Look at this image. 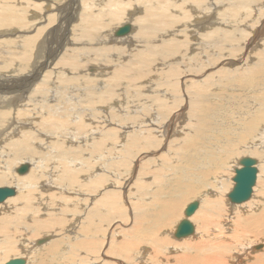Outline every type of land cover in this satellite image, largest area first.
Segmentation results:
<instances>
[{
	"label": "bare ground",
	"instance_id": "1",
	"mask_svg": "<svg viewBox=\"0 0 264 264\" xmlns=\"http://www.w3.org/2000/svg\"><path fill=\"white\" fill-rule=\"evenodd\" d=\"M259 14L264 17V0H0V181L7 171H13L16 161L15 167L25 162L30 165L26 174L13 177L17 195L0 205V264L27 248L29 259H11L20 258L23 264H54L55 260L77 264L76 256L85 250L102 253L103 259L106 253L126 259H116V264H239L242 259L244 264H264V174L259 170L264 171V165L258 169L254 158L255 183L245 201L235 204L226 199L229 208L221 207L222 198L225 194L228 198L233 188L228 191L230 185L223 178L225 168L234 162L233 151L247 140L259 143L258 151L264 148V61L257 65L250 56L256 47L264 55V19ZM123 25L129 27L128 32L115 35ZM165 67L170 70L165 71ZM156 70L160 75H153ZM161 78L169 83H160L165 86L161 94L147 101L146 92L154 90L152 85ZM133 84L141 91L128 92ZM126 93L129 97L122 96ZM130 102L133 121L132 115L124 117L125 104ZM221 110L236 124L228 130L233 133L230 139L217 133L228 135L216 126ZM174 125L184 143L180 142L171 165L157 155L165 150ZM151 131L167 137L162 142L154 136L153 141L148 135ZM142 133L146 137L140 136ZM116 138L117 143L131 146L128 150L133 154L125 157L138 163L157 150L147 162L156 160V170L165 172L163 177L155 174L159 178L154 183L155 192L148 193L138 208L127 200L134 172L128 173L129 167L128 174L121 172L118 183H106L104 175L94 181L92 175L82 174L83 169H90L91 161L109 156L107 150L114 151L108 146ZM141 138L150 142L141 144ZM212 139L215 143L207 150L204 145ZM52 141L58 144L57 149L47 151H56L53 159L44 151ZM65 144L77 153L83 145L96 146L100 152L90 151L89 158L85 155L83 159H54L64 155ZM147 144L153 149L146 148ZM222 144L228 145L227 151L215 150ZM122 152L113 157L124 156ZM191 159H207L205 169L198 172L201 168ZM33 162L36 167H31ZM210 179L222 195L215 196L216 191L205 194ZM88 185L91 191L86 193ZM49 190L53 196L67 192L88 201L97 194L100 204L90 209L84 206L81 218L74 213L77 208H59L64 204L61 201L59 212L71 210V221L75 215L73 223L64 226V215L49 211L52 196L45 195ZM193 198L201 203L194 214L183 219L197 222L196 234L193 231L175 242L169 236L172 222L179 218L178 213L174 219V213ZM127 204L133 206L130 217ZM242 204L247 208L239 210L243 212L237 221H223L228 228L222 241L221 221L210 224L213 213L216 211L219 219L221 212ZM201 210L203 216L197 219ZM208 228L218 230L215 237L207 236ZM102 231L104 238L110 239L105 243L103 237L94 238V233ZM65 232L74 233L75 239L83 238L71 243L73 256L62 252L64 259L60 260L61 240L69 235Z\"/></svg>",
	"mask_w": 264,
	"mask_h": 264
},
{
	"label": "rangeland",
	"instance_id": "2",
	"mask_svg": "<svg viewBox=\"0 0 264 264\" xmlns=\"http://www.w3.org/2000/svg\"><path fill=\"white\" fill-rule=\"evenodd\" d=\"M259 16H261V18L263 17V15L262 14H259ZM263 19H264V17H263ZM115 32V31H114ZM253 46H255V45H253ZM258 48L259 47H256V48H254L253 50H255V51H250V56H252L253 58H252V60H253V62L255 63V64H257V65H259V63L260 62H262V61H264V55H261V52L260 51H257L258 50ZM92 49H94V48H92ZM263 49H264V47H263ZM252 52H255V54H257V56H259L261 59H258V58H255V55L252 53ZM93 56H97V55H93ZM168 70H170L169 69V67H165V71H168ZM212 70V69H211ZM154 72V73H153ZM152 73H153V75H160V73L159 72H161L160 70H156V71H153ZM262 72H263V74H264V68L262 69ZM163 74H165L166 76L168 75V77H169V73H163ZM159 81V82H158ZM165 84V83H169V81L168 82H166V79H156V81L154 82V84L152 85V89H154V90H150V92H146L147 93V95H148V98H147V101L149 100H152L155 96H158V95H160L161 94V90H162V88H164L165 86H163V85H161V84ZM151 85V84H150ZM136 85L135 84H133V85H130V86H128V88L126 89L128 92H136V91H141L140 89H138V87H135ZM155 86V87H154ZM150 87V86H149ZM160 87V88H159ZM162 87V88H161ZM120 92V91H119ZM156 92V93H155ZM155 93V94H154ZM145 94V93H144ZM155 95V96H154ZM114 96V98H116L117 99V96H115V95H113ZM112 96V97H113ZM122 96H124V97H129V93H126L125 95H122ZM131 100V99H130ZM233 102V100L232 99H230L229 100V103H232ZM125 103V102H124ZM131 102L130 103H128V104H125L126 106V114H124V117H125V119H126V116L127 115H132V117L133 118H131L130 120H134L135 119V117H134V112L132 113V107H131ZM133 104H134V102H133ZM147 109H149L150 110V107H147ZM172 109V108H171ZM152 110H154V108L152 107ZM174 112L177 110V108H175V109H172ZM172 110H170V112L171 113H173V111ZM185 110H187V109H185ZM184 110V111H185ZM231 111H236V109L235 108H232V109H230ZM177 112V111H176ZM221 114V115H220ZM220 116H219V119L217 120V122H218V124L219 125H216L217 126V129H219V127H221L222 128V130H229V128H230V125H236L235 124V122L225 113V112H223L222 110L220 111ZM226 115V116H225ZM114 118H116V117H114ZM158 118V117H157ZM65 119V118H64ZM77 120V119H76ZM76 120H74V121H76ZM132 120V121H133ZM161 120V119H160ZM220 120H222V121H220ZM213 126V125H212ZM214 127V126H213ZM173 128H174V131H172V132H170L171 133V135L170 136H165V135H167L166 133L164 134V135H162L163 133H158V134H156L157 132H155V131H151L148 135H150L149 137L151 138V135L154 137H156V138H159L160 139V141H162V142H164V140L166 139V137H167V139H166V144H164V146H165V150H163V152L162 151H160L159 153H158V155H157V157L160 155V160L161 159H163L164 157L166 158V159H163L164 161H166V163H169L170 162V164L171 165H173L172 164V160L174 159V157H173V155H174V153H175V157H176V155L178 154V152L180 151V142H182V143H184V141L181 139V138H178V136H179V134H177L178 133V130L177 129H175V125L173 126ZM257 130H260L261 131V128H258ZM217 133L219 134V136L222 138V136H224L225 138H232V135H233V133L232 132H230V131H228V135H223V133L221 132V131H219V130H217ZM217 133H214L213 134V137H215L216 136V134ZM144 135V136H143ZM17 136H19V138H21V136L18 134ZM140 136H142V137H146V134L145 133H142V134H140ZM160 136V137H159ZM152 137V140L153 141H156V138L154 137L153 138ZM164 138V139H163ZM76 139V138H75ZM123 139V138H122ZM122 139H121V141H122ZM52 140H54V139H52ZM116 140H118V138H116L115 139V141L113 142V144L111 145V146H108V147H112L113 146V148H114V151L113 152H111L112 151V149L111 150H107V153H108V155L109 156H107V157H105V155L103 156V155H101V157H104L103 159H101V160H99V158H97V159H95L94 160V158H96V155L94 154V156H93V158H91V159H93L94 161H91V163H90V169L89 170H87V168H85V169H83L84 171L82 172V174H84V175H92V177H93V179H94V181L95 180H97V178H101L102 179V177L101 176H105L104 177V180H105V182L106 183H118V178L120 177V176H122V174H123V176H124V174L126 175V174H128V173H130V172H133L132 173V175H133V179H132V183H133V185H132V190L130 191L129 190V193H131L130 195H129V197H131V198H129V197H127V200H129V199H131V201H132V203H133V205H135L136 207L137 206H141L146 200H147V198L151 195V194H153L155 191L153 190V189H155V187H154V185L157 183V181L159 180V178H158V175H156L155 176V174H161V176L160 177H163V175L165 174V172L164 171H161V170H156V169H158L159 168V166L157 165V164H154L155 162L154 161H156V160H153V161H148L147 162V160H149V158L151 157V155L152 154H154L157 150H155L154 151V149L152 148V146H151V144L149 145V144H147V147L146 148H150V146H151V148L153 149H151L152 151L147 155V159H144V160H142V162L143 163H141V161H140V163H141V166H139V164L140 163H138V162H136V160H131L130 158H132V157H130V158H128V157H125V155L127 156V155H129L130 154V156H131V154H133V153H130L129 152V150H128V148H130L131 146H127V145H125V144H121V143H117V141ZM150 142V140L149 139H147V140H143L142 138H141V144H143V143H146V142ZM215 143V141H214V139H212V141L210 142V143H208V144H205L204 145V147L207 149V150H211L212 149V146H213V144ZM46 145V144H45ZM66 145V144H65ZM260 144L259 143H256L255 141H249V140H247V141H245V143L243 144V145H239L238 146V148H236L234 151H233V159H234V162L232 163V164H228V166H230L229 168H225L227 171L225 172V173H227V174H224L223 175V178H226V185H228V187H229V185H230V187L227 189L228 191H230L231 190V187L233 186L232 184H233V181H232V178H233V176H234V169L236 168V167H239V164H238V161H239V159L240 158H242V157H244V156H249L250 155V151H251V153H252V155L254 156H252V155H250V157H253V158H255V160L257 161V164H258V169H259V167H263V159L264 158H262V157H264V148H262V150H260V151H258L259 150V148H258V146H259ZM55 146V147H54ZM245 146H247V147H245ZM88 149H87V148ZM179 147V148H178ZM58 148V144H53V141H52V144L50 145V146H48V148L47 149H45L44 151L45 152H47L48 151V149L49 150H55V149H57ZM64 148H67V149H64ZM68 146L66 145V146H62V151L64 152V155L62 156V154H59L57 157H54V159H83V158H81V156H85L86 155V157H88L89 158V156H88V153L91 151V152H93V153H99L100 152V150L98 149V147H97V149H95L96 148V146L93 148V146H87V145H83V146H81V148L83 149L80 153H79V155L78 156H76L78 153L76 152V150H75V152H73L72 151V149H70V150H68ZM91 148V149H90ZM178 148V149H177ZM251 148V149H250ZM256 148V149H255ZM31 149L33 150V148L31 147ZM173 149V150H172ZM177 151H176V150ZM219 149H221V150H225V151H227L228 150V145L227 144H222L221 145V147L220 148H217L216 147V149L215 150H219ZM41 150V149H40ZM66 150H68V151H66ZM102 150H104V151H106V149H103L102 148ZM146 150V149H145ZM247 150H249V151H247ZM35 151L37 152V148L35 149ZM123 151V152H122ZM174 151V152H173ZM118 152H122V154L124 155V156H114L113 157V155L115 154V153H118ZM161 152H162V154H161ZM48 153V152H47ZM56 153V151H54L53 153H48V157H50L51 158V156H52V154H55ZM59 153V152H58ZM70 153V154H69ZM82 153H83V155H82ZM112 153V154H111ZM238 153H239V155H238ZM247 153V154H246ZM254 153V154H253ZM165 154V155H164ZM22 155V154H21ZM75 155V156H74ZM162 155V156H161ZM236 155V156H235ZM74 156V157H73ZM238 156V157H237ZM256 156H257V158H256ZM259 156V157H258ZM109 157V158H108ZM120 157V158H119ZM163 157V158H162ZM218 157H220V155L219 156H217V157H215L214 159H216V158H218ZM4 158H7V159H10V157H4ZM112 160H111V159ZM168 158H169V160H168ZM262 158V159H261ZM51 159H53V158H51ZM116 160V161H114V160ZM122 159L124 160V161H122ZM125 159H128L127 161L125 160ZM134 159V158H133ZM143 159V158H142ZM261 159V160H260ZM18 160V159H17ZM26 159H20V161H25ZM171 160V161H170ZM179 160H181V162L183 163V161H182V159H179ZM186 160V159H185ZM191 160H193L194 162H195V165L196 166H198V167H200L201 169H198V172L199 171H201V170H204L205 168V165H206V161H207V159H191ZM206 160V161H205ZM104 161V162H103ZM112 161V162H111ZM129 161V162H128ZM211 162H213L214 160H210ZM263 163H262V162ZM87 163H89L88 161H86ZM126 162V163H125ZM130 162H132V163H135V165H133L132 163H130ZM145 162V163H144ZM202 162V163H201ZM221 162H222V160H221ZM16 163H17V161H16ZM15 163V164H16ZM118 163L120 164V165H118ZM123 163V164H122ZM261 163V164H260ZM15 164H13V166L12 165H9V164H5V167H8V165H9V168L12 166V168L11 169H13V171L11 170V171H7L6 172V174H4L3 175V178H4V182L3 181H0V186H12L14 189L16 188V185H15V181H14V178L13 177H17V173H16V170L18 169V167L21 165H19V166H17V167H15ZM23 164V163H22ZM24 164H29V163H27V162H25ZM31 164V167L32 166H34V167H36L37 165H36V163L35 162H33V163H30ZM122 164V165H121ZM132 164V166H129V165H131ZM145 164V165H144ZM124 165V166H123ZM137 165V167H136V169H135V166ZM147 166V167H149V168H146V167H144V166ZM153 165V166H152ZM261 165V166H260ZM94 166V167H93ZM15 167V168H14ZM28 167H29V169H30V165H28ZM126 167V168H125ZM128 167H129V169H131V170H129L128 169ZM139 167V168H138ZM151 167V168H150ZM158 167V168H157ZM97 168H98V170H97ZM103 168H106V170L107 171H110V172H113V173H107ZM120 168V169H119ZM144 168V169H143ZM146 168V169H145ZM153 168V169H152ZM28 169V170H29ZM99 169H102V170H99ZM125 169V170H124ZM262 169L263 168H260L259 170H260V173L262 172L263 174H264V171H262ZM112 170V171H111ZM128 170H129V172H128ZM151 171V172H149V171ZM153 170V171H152ZM154 170H156V171H154ZM56 171L58 172V170L56 169ZM124 172V173H122L121 174V172ZM159 171V172H158ZM28 172V171H27ZM27 172H25L24 174H26ZM48 172H50V173H54V171L53 170H48ZM119 172V173H118ZM128 172V173H127ZM142 172V173H141ZM148 172V173H147ZM141 173V174H140ZM9 174V175H8ZM107 174V175H106ZM113 174H114V176H113ZM118 174V175H117ZM146 174V175H145ZM151 174H154V175H152L151 176ZM230 174V175H229ZM13 175V176H12ZM19 175H21V174H19ZM23 175V174H22ZM83 175V176H84ZM144 175V176H143ZM148 175V176H147ZM118 176V177H117ZM229 176V177H228ZM264 176V175H263ZM7 179H6V178ZM143 177V178H142ZM261 177H262V175H261ZM83 178V177H82ZM147 179V180H146ZM12 182H10V181ZM82 180V179H81ZM145 180V181H144ZM154 180V181H153ZM213 181V179H210V183L208 182V188H209V190L208 189H204L205 190V194L207 193V192H209L210 191V193H213V192H215L214 194H215V196H217V195H222L223 193H219L220 192V190H218V187L219 186H216L215 185V183L216 182H214V183H212V181ZM5 181H6V183H5ZM217 181V180H216ZM230 181V182H229ZM84 182V181H83ZM149 183V184H146V183ZM150 183H151V185H150ZM155 183V184H154ZM80 184V183H79ZM137 185H139V188L140 189H138V186ZM150 185V186H149ZM15 186V187H14ZM74 186H76V183H74ZM86 186V185H85ZM89 187H88V189H87V192L86 193H89L90 191H91V186L90 185H88ZM142 186L144 187V188H142ZM149 186V187H148ZM153 186V187H152ZM211 187V188H210ZM110 188V187H109ZM136 190H134V189ZM142 188V189H141ZM212 189V190H211ZM140 190V191H139ZM150 192H149V191ZM204 190H202V194H203V192H204ZM15 191H17V192H15V195L14 196H16L17 195V193H18V191L19 190H17V188L15 189ZM132 191L134 192L133 194H132ZM145 191H146V196H143V194L145 193ZM52 191L51 190H49L48 192H45V195H51L52 197H51V199H49L48 200V205H50V207H49V211H54V212H58L59 214H63L64 215V217L66 218V222H63V225L64 226H67L68 224H71V223H73L72 221H73V219L75 218V215H78V216H80L81 218H83L84 217V210L85 209H83V207L84 206H86L87 205V208L88 209H90V208H92L94 205H97L98 203H97V198L98 197H95V196H97V194H94V193H97V192H94V193H92V194H94V195H91V197L93 198V199H91L90 201H88V199H85L84 197L82 198V196L81 195H76V198H75V196H72L73 194H69V193H67V192H65V193H62V194H60L59 195V197H57V196H53L52 195V193H51ZM148 193H150V195H148ZM219 193V194H218ZM38 193H35L34 194V196H36ZM141 194H142V196L145 198H143V197H140L141 196ZM14 196H12V197H14ZM64 197H67V198H69V199H64ZM74 197V198H73ZM100 197V196H99ZM139 197V198H138ZM225 197V198H224ZM223 198H222V203H221V207H223V208H226V207H228L229 208V206H228V204H227V200H228V198L226 197V194H225V196H224ZM53 198V199H52ZM82 198V199H81ZM84 199V200H83ZM227 199V200H226ZM53 200V201H52ZM140 200H143V201H140ZM6 201V200H5ZM4 201V202H5ZM55 201V202H54ZM61 201H63L64 202V204L63 205H60L59 206V208H77L78 210L76 211V212H74L75 213V215L72 217V221L70 220V218H71V210H70V212L69 211H67L66 210V212L64 211L63 213L62 212H59V209H58V205H59V203L61 202ZM118 201H122V198H118ZM123 201H126V200H124L123 199ZM130 201V200H129ZM193 201H196L197 202V204L199 203V205H200V203H201V201H200V199L199 198H193V199H191V200H188L187 201V203L185 202L184 204H183V206H182V208H181V210H180V212L177 210L174 214H175V217H173L174 219L176 218V215H178V213H179V218H177V219H175L173 222H172V226L170 227L171 228V231L172 230H174L172 227H174V224H176V222H177V224L179 223V221H181L183 218H184V209H185V207L187 206V204L188 203H191V202H193ZM77 202V203H76ZM124 203V202H123ZM130 203V202H129ZM3 203H1L0 205H2ZM5 204V203H4ZM68 204V205H67ZM78 206H77V205ZM100 204V203H99ZM141 204V205H140ZM57 205V206H56ZM71 205H73V206H71ZM66 206V207H65ZM76 206V207H75ZM123 206H125L126 207V205H124L123 204ZM122 206V207H123ZM234 206H231V209H228L227 210V212L225 211V212H221V215H219V219L217 218V215L215 214L216 213V209L214 210L215 211V213H213V218H212V222L210 223V224H213V223H218V221H221L220 222V225H219V230H220V237L222 238V241L224 240V238H225V235L227 234V225H226V223H224L223 224V221H226V220H228V218H231V220L234 222V221H237L238 219H239V217H240V213L241 212H243V211H239V210H243V209H246L247 208V205H245V204H242L241 206H239V207H237V208H233ZM80 208H82V209H80ZM127 208H129L128 209V217H130V214H132V210H130V209H133V206H131V208H130V206H129V204H127ZM138 208V207H137ZM137 208H135V210L134 211H136V209ZM232 208H233V210H232ZM230 210V211H229ZM235 211H239V212H235ZM68 212V213H67ZM131 212V213H130ZM230 212H232L231 213V215H233V216H231V215H229L230 214ZM77 213V214H76ZM136 213V212H135ZM225 214V215H224ZM136 215V214H135ZM216 215V216H215ZM69 216H70V218H69ZM105 216V215H104ZM104 216H102V217H104ZM197 217V219H200L202 216H203V210H201V211H199L198 213H197V215H196ZM215 217V218H214ZM233 217V218H232ZM68 218V219H67ZM129 219V218H128ZM128 219H126V220H128ZM178 219H180V220H178ZM129 220H131V219H129ZM71 221V222H70ZM97 221V220H96ZM122 222V221H121ZM193 222V221H192ZM66 225H65V224ZM97 223V222H96ZM123 223V222H122ZM131 223V222H130ZM194 223V222H193ZM75 224V223H74ZM77 224H79L78 222H77ZM177 224H176V226H177ZM195 225V230H194V233L196 234V228L198 227V224H197V222L196 223H194ZM222 224H223V226H222ZM95 225V227L97 228V224H94ZM102 225H103V227H105V224L104 223H102ZM239 224L237 223L236 225H235V227L237 228V226H238ZM78 226V225H77ZM176 226H175V228H176ZM223 227V231H221V228ZM227 227V228H226ZM118 228H120V226L118 227ZM118 228H117V230H118ZM67 229V228H66ZM117 230L115 231L116 233H117V235L118 236H116L117 238H119V235H120V233L119 232H117ZM170 230V229H169ZM171 231H170V234H169V236H170V238H172V240H174L175 242H180L182 239H178L177 240V238H175V237H172L171 236ZM218 232V230H212V229H209L208 228V237H210V236H216V233ZM101 233V232H100ZM100 233H94V238H96V240H97V237L98 238H102L103 237V239H104V243H105V240H107V239H109V238H104V233H103V231H102V233L100 234ZM116 233H114V236H115V234ZM174 233V232H173ZM193 233V234H194ZM224 233V234H223ZM65 234H69V235H65ZM103 234V235H102ZM47 235V234H46ZM64 237L62 238V240L61 241H63L61 244H60V247H59V259L60 260H63L64 258L62 257V252H64V254H66L67 255V257L68 256H73V254L74 253H72L73 251H75L74 249H73V246H70L71 245V243L72 242H77V240L78 239H80V238H83L82 236H80V238H74V233H72L71 234V232H65L64 233ZM97 235V236H96ZM102 235V236H101ZM39 236V235H38ZM37 236V237H38ZM93 236V235H92ZM111 236H113V235H111ZM114 236L113 237H111V238H113V239H117L116 237L114 238ZM174 236V235H173ZM197 236H199V237H201L202 238V236L199 234V235H197ZM127 237H129V236H127ZM61 238V237H60ZM67 238H69V240H67ZM167 238H168V236H167ZM169 238V239H170ZM235 238V237H234ZM41 239H43V237H40V240ZM186 239V238H185ZM110 240V239H109ZM118 240V239H117ZM68 241V242H67ZM48 242V241H47ZM0 244H1V241H0ZM259 247H260V245H259ZM65 248V249H64ZM28 249V248H27ZM27 249H25L26 251H17V253L15 252L14 254H11L10 256H8L7 258H6V261L7 260H9V259H11V258H14V257H23V258H26V259H29V254L27 253ZM97 249V248H96ZM261 249V248H260ZM72 250V251H71ZM97 251H99V249L97 250ZM81 253L80 254H78V256H76L77 257V259L79 260L78 261V263H80V264H116L115 263V260L116 259H121V260H123V262H125V260L126 259H124V258H121L120 256H117V258H115V256H111V255H109L110 253H106V256H104V259H103V256H102V253L101 254H99V253H95V252H91L92 254H90V253H87V251H85V250H81L80 251ZM21 253V254H20ZM24 253L26 254V255H24ZM79 253V252H78ZM28 254V255H27ZM84 254V255H83ZM136 255H138V253L136 254ZM94 256H98V258L97 257H94ZM108 256V257H107ZM148 256H150L149 254H148ZM10 257V258H9ZM114 257V258H113ZM66 260V259H65ZM56 262L54 263V264H60V261L59 260H55ZM96 261V262H95ZM242 262V263H241ZM245 263V260H243L242 259V261H240L239 262V264H244ZM77 263V264H78Z\"/></svg>",
	"mask_w": 264,
	"mask_h": 264
},
{
	"label": "water",
	"instance_id": "3",
	"mask_svg": "<svg viewBox=\"0 0 264 264\" xmlns=\"http://www.w3.org/2000/svg\"><path fill=\"white\" fill-rule=\"evenodd\" d=\"M129 27L123 25L118 28L115 32V35L121 36L127 33ZM238 164L240 167H236L234 169V176L232 178L233 188L228 193V199L230 202L238 204L245 201L251 194L252 186L255 183V174L256 168L254 167L255 160L252 157L246 156L239 159ZM29 169L27 164H21L16 170L17 174H24ZM15 191L13 188L9 186L0 187V204L3 203L7 198L14 196ZM198 207L196 202L189 203L184 209V216L189 217L196 211ZM195 229L194 224H192L187 219H183L177 225L174 237L185 238L193 233ZM42 241V240H41ZM23 260L20 258L11 259L6 261L4 264H23Z\"/></svg>",
	"mask_w": 264,
	"mask_h": 264
}]
</instances>
